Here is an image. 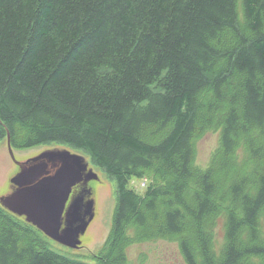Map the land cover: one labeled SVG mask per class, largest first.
<instances>
[{"label":"trees","instance_id":"16d2710c","mask_svg":"<svg viewBox=\"0 0 264 264\" xmlns=\"http://www.w3.org/2000/svg\"><path fill=\"white\" fill-rule=\"evenodd\" d=\"M218 107L203 131L221 146L201 169L202 109ZM5 129L13 147L68 146L115 180L96 264L159 240L187 264H264V0H0V141ZM0 264L85 263L0 208Z\"/></svg>","mask_w":264,"mask_h":264},{"label":"rangeland","instance_id":"374dc122","mask_svg":"<svg viewBox=\"0 0 264 264\" xmlns=\"http://www.w3.org/2000/svg\"><path fill=\"white\" fill-rule=\"evenodd\" d=\"M220 107V105H219ZM215 108V111H208L209 109H202V121L208 122L202 130L197 134V138L193 145L195 148V164L201 169H207L219 151L221 146V130L203 131L208 127H215L222 123L221 108ZM221 119V120H220ZM211 120V121H210ZM205 124V123H204ZM203 124V125H204ZM8 139L10 131L5 129ZM202 133V134H201ZM201 134V135H200ZM11 141V136H10ZM9 140L0 141V199L7 193L9 188V181L12 172L15 169L14 163L9 156ZM15 157L20 161L40 155L46 151L67 150L70 153L84 155L91 164L94 172L98 174L100 181H95L91 184L93 195L87 197L95 201V218L90 224L87 232L81 237L82 244L79 248L72 249L66 247L51 238L45 236L51 247L58 253L76 259L85 264H96L101 261L104 256V247L107 243L108 237L113 226L114 213L117 207V186L115 180L113 181L108 175L95 163L92 162L91 157L81 151H77L68 146L58 144L37 145L31 149H22L13 147ZM58 149V150H57ZM248 160L244 165H247ZM239 166V165H238ZM241 168V166H239ZM150 181L146 178H132L129 184L130 189H133L139 196L145 195V192L150 185ZM21 224L27 226L24 219H17ZM34 231V228L30 227ZM37 232V231H36ZM129 237L134 238L133 231H130ZM44 238V237H43ZM111 240V239H110ZM225 242L224 222L220 217L214 230V247L220 253L221 247ZM107 251V250H106ZM112 248H110V252ZM126 262L125 264H187L181 253L180 246L177 242L168 240H159L157 242H141L133 243L125 248Z\"/></svg>","mask_w":264,"mask_h":264},{"label":"water","instance_id":"95a60500","mask_svg":"<svg viewBox=\"0 0 264 264\" xmlns=\"http://www.w3.org/2000/svg\"><path fill=\"white\" fill-rule=\"evenodd\" d=\"M18 165L21 170L12 180L18 189L6 193L0 199L1 206L24 217L52 240L72 249L79 248L81 237L95 218L91 184L100 181L88 159L67 150H48ZM78 190L80 194L76 197ZM88 196L91 198L87 200Z\"/></svg>","mask_w":264,"mask_h":264},{"label":"flooded vegetation","instance_id":"af4514ba","mask_svg":"<svg viewBox=\"0 0 264 264\" xmlns=\"http://www.w3.org/2000/svg\"><path fill=\"white\" fill-rule=\"evenodd\" d=\"M5 140L8 141L7 136L5 137ZM8 144H9V148H10V150H9V156L11 157V159H12V161H13V163H14L15 169H14V171L12 172L11 179H10V181H9V188H8V190H7V193H15V192L17 191V189H18V186H17L16 184L12 183V180L18 175V173L20 172L21 168H20V166L18 165V162H20V161L15 157V154H14V152H13V148H12V145H11V141L8 142ZM31 158H32V157H31ZM31 158L26 159V161H28V160L31 159ZM26 161H22V162H20V163H23V162H26ZM75 190H76V189H75ZM75 190H74V191H75ZM79 194H80V191L78 190V191H77V195H76V197H77ZM73 196H74V192L71 194L70 199H73ZM70 199H69V202H68V204H67L66 210L68 209V206H69V204H70V202H71Z\"/></svg>","mask_w":264,"mask_h":264}]
</instances>
